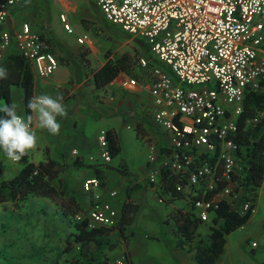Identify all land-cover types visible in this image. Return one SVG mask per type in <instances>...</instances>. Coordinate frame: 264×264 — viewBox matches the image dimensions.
<instances>
[{"label":"built area","instance_id":"obj_1","mask_svg":"<svg viewBox=\"0 0 264 264\" xmlns=\"http://www.w3.org/2000/svg\"><path fill=\"white\" fill-rule=\"evenodd\" d=\"M89 1L108 22L132 37L143 38L153 56L170 71L143 57L137 60L138 68L151 76V119L163 142L161 146L148 145L147 182L161 187L172 180L170 190L175 194L169 195L183 197L202 222L210 220L216 199L227 200L240 214H255L254 198L240 182L244 166L234 137L246 95L264 89V0ZM21 2L0 0V58L13 47L39 78H48L59 61L40 34L27 22L17 28L5 27L10 11ZM59 17L71 33L65 15ZM86 39L83 34L77 42ZM211 82L216 88L192 87ZM120 83L128 90L139 84L128 76ZM97 146L99 159L110 162L105 129L98 133ZM71 153L77 155V150ZM30 155L19 162L10 161L23 164ZM101 185L97 176L81 182L90 202L73 217L85 220L89 229L115 228L120 220V211L111 202L118 191L104 196ZM251 247L258 243L253 241ZM74 249L79 251V244ZM115 264H127V256L120 255Z\"/></svg>","mask_w":264,"mask_h":264},{"label":"crops","instance_id":"obj_2","mask_svg":"<svg viewBox=\"0 0 264 264\" xmlns=\"http://www.w3.org/2000/svg\"><path fill=\"white\" fill-rule=\"evenodd\" d=\"M21 3L12 8L5 27L17 28L22 22L29 23L31 28L40 34L47 48L59 61V69L44 79L39 78L31 67L34 84L33 95L48 94L53 97L62 95L67 113L65 117L57 118L61 124V131L58 135H52L46 129L36 128L38 145L35 150L31 151L30 157H32L29 158V161L38 163L49 158L56 160L58 164H67L59 177H62L65 181L68 190L71 191L78 204L79 210L88 207L90 202V194L81 189V182L96 175L101 176L103 181L101 182V192L104 196H107V193L111 190L118 191V195L112 198L111 202L113 206L119 209L120 213L127 195L139 205L138 213L131 223L125 225L123 232L117 227H97L104 231L99 236L98 243L96 241L89 243V253L90 256H93V262H102L101 259L106 257L107 262L104 264H109L108 254L120 249L121 255L125 254L127 256V264H198L194 257V246L200 241L208 240L210 234L209 226L213 216L212 212L210 213L209 221H200L195 236L189 244L185 246L176 245L175 242L179 234L176 231L175 220L170 219L165 222L163 221L165 216L161 220L158 219V217L154 216V213H157L156 208H151L146 204L144 188L151 187L158 196L161 191H157V186H151L149 183L145 185L143 182L140 184L139 181L130 178L123 167L124 165H122V171L119 169L118 173L113 174L112 168L114 167L110 164L111 161L104 163L98 158V155L96 156L93 153L95 148L98 151L97 136L99 131L108 128L113 131L120 148L119 153L121 152L119 133L116 128L113 125L100 127L99 131H97L98 133H95L97 136L94 135L93 137H89L87 133L91 123L99 122L105 119L104 117L115 118L117 114L125 110L126 113H129L128 117H135V127L141 133H145V137H152L153 131L151 128L146 125H140L139 117L142 114L140 113V106L143 105L142 102L144 100L143 97L137 95L142 89L145 90L151 106L152 100L148 91L151 79L149 71L138 68V58L136 60V69H138L142 78H136V76L134 77L124 70L120 71L105 86L96 87L94 83L95 71L106 62H116L124 55L121 54L124 41L123 38L114 40L112 33H109L111 36L107 32L97 33L93 30L94 27L102 28V26L107 25L99 23L91 10V6L99 11L103 23L106 21L109 25L115 24L108 22L101 10L89 0H83L81 5H78L79 0H53V4L59 9L58 16H39L36 11L35 13H30L25 9L20 11ZM60 14L65 15L66 23L72 28L71 33L65 30L66 34L63 38L60 37V34L54 32L56 23L63 24L59 17ZM19 16L22 17L19 18ZM54 19H57V22L49 24L48 20L53 21ZM117 27L121 29L119 26ZM88 31H91L90 35ZM124 33L128 36L129 41H132L134 37L126 32ZM83 34L87 35V39L79 44L77 38ZM9 51L16 53L11 47L4 55ZM147 60L151 63V58H147ZM126 76L134 77L138 80L139 84L135 89L128 90L121 86L120 82ZM11 102L16 104L18 115L26 118L22 86H11ZM92 107L97 111L93 113L88 111ZM88 118L91 119L90 123H87ZM150 122L152 123V119H150ZM73 149L77 150V155L71 153ZM2 155L3 151L0 150L1 169L5 168ZM117 155L112 156V158H116ZM90 156L94 157L93 161L89 160ZM18 170H16V173ZM166 193L169 198L166 206L169 209L179 212V210L174 209L175 207L176 209H182L184 212H193L191 204L183 197H171L168 191ZM261 194L264 195V174L260 184L256 187V195L254 197L255 214L251 215L243 226L235 230L246 229L242 230V234H240L242 237H238V241L235 242L234 246V249H237V252L242 256L248 253L244 248V242L247 238L244 237L245 233L258 240L261 239V234L264 233V206L261 205ZM32 198L39 199V203L42 201L41 199H45V197L33 196L27 199L25 203L31 204L29 200ZM34 201L36 202V200ZM58 206L59 208L57 209ZM66 216L68 215L62 212L60 205L56 204L48 219L45 221L43 219V221L45 224H52L53 228L56 227V224L62 225L63 231L61 233L64 234L69 229L65 219ZM200 231L202 235L196 237ZM74 232H76L75 228ZM233 232L226 235L223 252L215 264H233L230 249L232 243L230 237ZM98 246L102 248L101 252L99 251L100 249L97 250ZM251 253L256 261L264 259V242L262 241V244L256 248H251ZM75 255H77L76 252ZM260 262L263 264V260Z\"/></svg>","mask_w":264,"mask_h":264},{"label":"trees","instance_id":"obj_3","mask_svg":"<svg viewBox=\"0 0 264 264\" xmlns=\"http://www.w3.org/2000/svg\"><path fill=\"white\" fill-rule=\"evenodd\" d=\"M127 60L126 56L123 55L116 62L108 61L99 67L94 73L96 87L105 86L120 71L126 70ZM0 67L7 69L8 72V79L0 80V107L12 103L11 86L20 85L23 88L25 112L27 116L30 115L27 103L33 95L34 85L31 66L19 54L9 51L0 58ZM263 112L264 89L258 93H248L244 100L243 111L237 118V133L234 137L240 145L241 163L244 166V174L240 178V182L252 198L255 197L256 187L260 184L264 174ZM3 115L4 113L0 112V117ZM251 118L256 120L252 124H248L247 120ZM106 135L111 155L115 156L120 151L117 140L110 128L106 129ZM66 166L67 164H58L56 160L49 158L38 163L24 162L13 176L0 178V203H8L15 208H20L28 198L33 196L56 199L60 203L62 212L73 217L79 210L78 204L71 191L61 182L59 177ZM96 176L103 182L101 176ZM55 179L58 181L57 185L53 182ZM171 183L172 180H168V186L165 190L175 194L170 190L172 189ZM176 197H180V195L177 194ZM214 203L208 240L200 241L194 246V257L198 264H215L223 252L226 235L243 226L250 217L249 213L240 214L237 212L227 200L216 199ZM138 211L139 205L127 195L121 208L117 228L123 232L125 225L133 221ZM173 219L179 234L175 242L176 245L185 246L189 244L195 236L200 220L193 212H175ZM73 225L76 232L73 234L72 242L74 245L79 244L80 250L77 255L67 259V264H104L107 262L106 257L101 259L102 262H93V256H90L89 253V243L91 241L98 243V238L104 230L87 228L85 220H76ZM72 247L69 242L65 245L67 250ZM97 250L101 252L102 248L98 246Z\"/></svg>","mask_w":264,"mask_h":264},{"label":"rangeland","instance_id":"obj_4","mask_svg":"<svg viewBox=\"0 0 264 264\" xmlns=\"http://www.w3.org/2000/svg\"><path fill=\"white\" fill-rule=\"evenodd\" d=\"M82 2L83 0H79L78 5H81ZM24 9L30 13H35L36 11L39 16H58L59 12L57 6L53 4V0H23L19 10L22 11ZM91 10L101 25H107L102 26V28L94 27V31L97 33H112L114 40L123 38L124 45L122 47L121 54L127 56L128 63H126V71L129 74H132L134 77L136 76V78H142V75L139 73L138 69H136V60L140 57L145 59L151 58L152 65H156L164 71L170 73L169 68L164 63L160 62L156 57H154L150 51H148L149 45L143 38L134 37L132 41H129L128 36L116 25H109V23L106 21L103 23L102 16L97 9L91 6ZM20 17L22 16H19V18ZM48 22L49 24H52L57 22V19H54L53 21L48 20ZM54 32L56 34H60V37L62 38L66 34L63 24L59 22L58 24L56 23V25H54ZM88 34L90 35L91 31H88ZM58 69L59 66L57 70ZM172 78L173 80L175 79L173 76ZM202 86L216 88L212 82L192 87ZM137 95L143 97L144 100L142 102L143 105L140 106V113H142L139 117L140 125H146L148 128H151L153 131L152 137H145V133H141L137 127H135V117H128L127 115H129V113H126L125 110L122 113L117 114L115 118L111 119L104 117L105 119H102L99 122L91 123L87 133L89 137H93L95 133L99 131L100 127L113 125L119 133V142L121 144V152L118 153L116 158H112L110 162V164L114 167L112 168V171L114 172L113 174L118 173L119 169L122 171V165H124L123 167L127 171L130 178H134L135 180L139 181L140 184L143 182V184L148 185L147 179L145 177L147 170L148 145L150 143H154L157 146H161L163 142L159 131L152 125L153 123L150 122L151 106L149 105L147 92L142 89L139 93H137ZM88 107L90 108V106ZM88 111L93 113L97 110L93 109L92 107L91 109H88ZM262 116H264V112L262 113ZM90 122L91 119L88 118L87 123ZM250 123L252 124L253 122ZM98 151L97 148H95L93 153L97 156L99 155ZM2 157L5 168H0V178H9L16 173V170L21 168L22 164L12 163L4 153ZM60 180L66 185L62 177H60ZM53 182L56 185L58 184L56 179ZM165 189L166 186L164 185L157 187V191H161L157 196L151 187L148 186L144 188L143 192L146 195V204L151 208H156L157 213H154V216L158 217V219L161 220V218L165 216L163 221L166 222L170 219L174 221L173 214L175 211L169 209L166 206L169 198ZM260 198L262 202L261 205L264 206V195L261 194ZM34 200H36L37 203ZM38 200L39 199L37 198H32L29 200L31 204L24 203L20 208H15L13 205L8 203H0V264H67V259L72 255H75V252L76 254L78 253L74 249V242H72L74 234L73 224L76 219H74L72 216H66L65 219L69 229L67 233L62 234V225L56 224V227L53 228L52 224L44 223V221L48 219L50 212L55 208V205L60 204L59 201L56 199L52 200L50 198H45L41 199L42 201L39 203ZM58 208L59 206L57 209ZM174 209L179 210V212H184L182 209H176L175 207ZM242 230L244 231L246 229H239L233 232L230 237L232 242L230 246L231 260L233 264H261L260 261L262 260L264 264V259L256 261L253 259L251 253V243L253 241H258V245L260 246L262 241L264 242V233L261 234V239L259 240L253 238L252 236H248V234L245 233L244 237L247 238L244 242V248L248 252L245 254V256H242L237 252V249H234L235 242L238 241V237H242L240 235L242 234ZM200 235H202L201 231L196 237ZM67 242L71 244V247L73 246L69 250L65 248ZM120 255V249L110 252L108 254L110 261L109 264H114L116 258ZM35 259L37 260L35 261Z\"/></svg>","mask_w":264,"mask_h":264},{"label":"clouds","instance_id":"obj_5","mask_svg":"<svg viewBox=\"0 0 264 264\" xmlns=\"http://www.w3.org/2000/svg\"><path fill=\"white\" fill-rule=\"evenodd\" d=\"M6 79L7 69L0 67V80ZM63 99L62 95L31 96L27 103L31 114L26 118L18 115L15 103L0 107V112L4 113L0 117V150L9 160L19 162L37 148L36 128L46 129L52 135L60 133L61 124L57 118L67 115Z\"/></svg>","mask_w":264,"mask_h":264}]
</instances>
